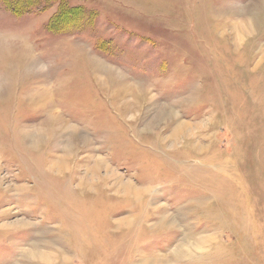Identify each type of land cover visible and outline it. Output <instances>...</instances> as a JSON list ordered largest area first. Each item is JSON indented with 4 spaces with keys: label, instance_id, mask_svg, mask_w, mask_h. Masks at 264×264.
I'll return each mask as SVG.
<instances>
[{
    "label": "rangeland",
    "instance_id": "1",
    "mask_svg": "<svg viewBox=\"0 0 264 264\" xmlns=\"http://www.w3.org/2000/svg\"><path fill=\"white\" fill-rule=\"evenodd\" d=\"M53 263L264 264V0H0V264Z\"/></svg>",
    "mask_w": 264,
    "mask_h": 264
},
{
    "label": "bare ground",
    "instance_id": "2",
    "mask_svg": "<svg viewBox=\"0 0 264 264\" xmlns=\"http://www.w3.org/2000/svg\"><path fill=\"white\" fill-rule=\"evenodd\" d=\"M184 132V125H180L177 129H176V133H175V135L173 134V137L175 138V137H177V138H175V140H177V139H179V138H181V134ZM198 134V133H197ZM192 135V134H191ZM184 137V136H183ZM22 138V137H21ZM20 137H19V139H21ZM192 139V138H191ZM156 140H157V138H156ZM191 141V140H190ZM159 142L158 141H155V140H153V143H150V142H148V144H154V145H157ZM182 143V142H181ZM183 144H185L186 145V143H183ZM176 145V144H175ZM185 145H183L184 147H185ZM188 145H190V143L189 144H187L186 145V147H188ZM163 147V146H162ZM186 150V149H185ZM167 151V150H166ZM165 150L163 151V152H166ZM161 153V155H166V154H164V153H162V152H160ZM167 153V152H166ZM168 154V153H167ZM173 154V153H172ZM172 154H170V155H172ZM187 155L189 156V154L187 153ZM161 157V156H160ZM186 157V155H182V154H180V155H178V153L177 154H175V159H177V160H179L180 162H182L183 160H182V158H185ZM191 157V156H190ZM157 158V157H156ZM188 159V158H187ZM163 162V161H162ZM104 163H105V161H103V160H101V159H99V160H96L95 161V166L93 167V173L94 174H96V175H94V176H97L98 177V174L100 173V169L102 168V166L104 165ZM159 163V162H158ZM164 164V163H163ZM171 164H173L172 162H171ZM196 164V163H195ZM215 164V163H214ZM167 165V164H166ZM174 165V164H173ZM184 165V164H183ZM186 165V164H185ZM197 165V164H196ZM177 166V165H176ZM179 166H182V165H179ZM188 166H190V164L188 165ZM187 166V167H188ZM198 166V165H197ZM186 167V166H185ZM193 167V166H192ZM195 167V166H194ZM64 168H66V163H64V164H62V166H60V167H58V170L57 171H59V172H62V171H64ZM149 168V167H148ZM198 168L199 167H197V170H198ZM175 169V168H174ZM178 169H180V168H178ZM182 169V168H181ZM184 169V171L186 170L185 168H183ZM201 169V168H200ZM150 170V169H149ZM194 170H196V169H194ZM204 170V169H203ZM202 171V170H201ZM205 171H207L206 169H205ZM196 172H198V171H196ZM229 172V171H228ZM175 173V172H174ZM181 173V172H180ZM195 173V172H194ZM206 173V172H205ZM204 173V174H205ZM208 173H209V171H208ZM187 174V173H186ZM152 175V174H151ZM169 175V174H168ZM188 175H190V176H192V174L190 173H188ZM195 175H197V174H195ZM215 175V174H214ZM213 175V176H214ZM185 176V175H184ZM199 176V175H198ZM201 176V175H200ZM204 176V175H203ZM212 176V175H211ZM210 176V177H211ZM154 177V176H153ZM152 177V178H153ZM186 177V176H185ZM193 177V176H192ZM197 176H195V177H193V178H196ZM216 178H217V176H215ZM143 178V177H142ZM151 178V179H152ZM200 178V177H199ZM207 178V177H206ZM206 178H204V180L206 179ZM202 179V178H201ZM93 180H95L96 182H92L93 184H89L88 183V185L85 187V189H86V191H85V189H83V191H85L86 193H91L93 196H94V192H92L91 190H93V187H95V186H97V185H102V184H105V180H108V179H101V178H93ZM143 180V179H142ZM171 180V179H170ZM197 180H198V177H197ZM203 180V182H206V181H204ZM209 180V179H208ZM207 180V181H208ZM213 180V179H212ZM216 180H218V179H216ZM109 181V180H108ZM143 181H146L145 179L143 180ZM151 181V180H150ZM209 181H211V180H209ZM107 182V181H106ZM152 182V181H151ZM151 182H149V183H151ZM202 182V183H203ZM215 182V180L213 181V183ZM147 183V182H146ZM205 183H203V185H204ZM83 185H86V182H84L83 183ZM119 187V184H118V181L116 182V183H114L112 186H111V188H108V189H110L111 191L112 190H115V187ZM91 189V190H90ZM105 189V188H104ZM216 189V188H215ZM89 190V191H88ZM149 188H145V189H143V190H139V189H135V187H134V185L133 184H127L126 186H121V187H119V189L117 190V192L116 193H118L119 195H121V193L122 192H125L124 194L125 195H121V197L124 199V200H126V202H124V203H126L125 205L126 206H132L133 204H137L138 202H139V200L142 198H145L146 196H148V194L150 193L149 192ZM83 194H84V192H83ZM102 194V193H101ZM96 195V194H95ZM62 196H63V202L61 203V205H62V207H61V214H60V217L61 218H63L64 219V221L67 223V225L69 224V226H72V231H71V234H72V236H73V238H75V240H78V241H81V240H84V238L83 237H85V235H86V233H87V235L89 236V235H91V236H93L94 237V232H93V229H95V228H92V226L89 224V219H88V216H86V214H84V206H83V203H81L80 205L78 204V203H76V202H74V200H73V197H72V195L70 194V192L68 191V190H63L62 191ZM120 197V198H121ZM230 199H232V198H230ZM141 201V200H140ZM142 202V201H141ZM144 204H145V202H144ZM233 204V203H232ZM141 205V204H140ZM124 206V205H123ZM229 206H231V205H229ZM56 207H59V205H57ZM141 207V206H140ZM128 208V207H127ZM84 214V215H83ZM89 215V214H88ZM95 215H96V212H95ZM91 216V215H90ZM95 220V219H94ZM93 222V221H92ZM91 222V223H92ZM125 223V222H124ZM123 224V223H122ZM130 224V223H129ZM94 227V226H93ZM96 232V231H95ZM94 242L95 241H89L88 242V244H87V246H88V250H91V248L93 247V245H94ZM97 244V243H96ZM96 246V245H95ZM97 247V246H96ZM93 249V248H92ZM63 260V262L62 263H65V262H67L66 261V259L64 258V259H62ZM53 264H55V263H53Z\"/></svg>",
    "mask_w": 264,
    "mask_h": 264
}]
</instances>
